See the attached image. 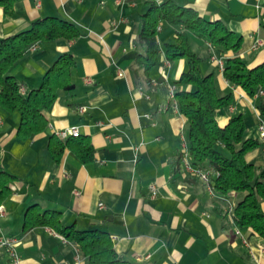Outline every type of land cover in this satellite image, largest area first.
<instances>
[{"label":"crops","instance_id":"crops-1","mask_svg":"<svg viewBox=\"0 0 264 264\" xmlns=\"http://www.w3.org/2000/svg\"><path fill=\"white\" fill-rule=\"evenodd\" d=\"M152 1L163 0H17L11 15L0 7V38L45 17L68 20L80 29L73 40L36 43L8 70L26 95L39 87L60 55L69 53L74 60V88L60 93L42 112V132L20 138L19 113L0 108V165L13 176L10 193L0 204L5 209L0 238L18 239V264H90L76 244L52 228L24 227L31 205L59 212L63 226L107 232L117 256L133 264H264V240L229 215L243 195L233 192L220 198L185 168L183 158L177 163L187 126L168 98V85L187 69V61L165 58V44L175 42L177 29L160 23L157 64L146 70L139 63L144 54L138 39L142 16ZM174 1L240 36L236 55L248 68L264 62V0ZM258 39L263 44L254 49ZM189 43L201 59V73H213L217 93L232 96L228 107L215 111L218 124L240 115L245 137L258 138L261 117L256 107L264 99V87L259 89L262 95L249 97L241 87L231 86L211 59H225L233 52L220 54L193 34ZM81 105L86 110L78 113ZM70 126L78 127L76 138L94 149L91 160L79 159L74 140L58 160L51 156L50 137ZM245 158L263 167L264 144ZM187 161L194 166L189 156ZM151 184L156 187L154 197ZM260 208L264 214V199ZM0 264H12L3 247Z\"/></svg>","mask_w":264,"mask_h":264},{"label":"trees","instance_id":"trees-1","mask_svg":"<svg viewBox=\"0 0 264 264\" xmlns=\"http://www.w3.org/2000/svg\"><path fill=\"white\" fill-rule=\"evenodd\" d=\"M16 1L0 0V7L5 14L11 15ZM160 23L177 29L175 42L165 44V58L168 61L179 58L187 61V69L175 82L178 86L175 99L179 112L186 118L189 159L194 166L211 172L216 196L224 198L233 192L243 195L229 212L230 218L236 225L251 227L264 240V214L260 208V201L264 199V166L256 168L245 158L248 151L263 143L259 138L245 137L246 126L240 115L229 118L224 126L218 124L215 111L228 107L232 96H220L213 73H201V59L190 47L189 34L209 42L220 54L233 52L224 59L223 77L231 86L241 87L249 97L264 87V62L248 68L236 55L241 45L240 36L220 21L204 19L191 7L180 6L174 0H163L160 3L150 2L142 16L138 39L144 47V54L138 61L146 70L157 64L159 47L156 29ZM79 35L80 29L72 22L45 17L33 21L26 30L0 38V108L19 113L17 134L20 138L28 139L42 132L46 127L42 112L60 93L73 90L71 68L74 60L69 53L60 55L44 73L39 87L26 95L20 94V86L8 73L9 68L38 42L73 40ZM256 108L264 119V99H260ZM71 140L76 143L75 152L82 162L93 158L94 149L85 140L76 137L62 140L55 135L48 142L51 156L58 160ZM182 158L179 152L178 164ZM12 180L13 176L0 165V204L10 193ZM23 226L52 228L65 240L76 244L90 264H133L117 256L107 232L63 226L57 211L41 210L38 205H31L24 215Z\"/></svg>","mask_w":264,"mask_h":264},{"label":"built area","instance_id":"built-area-1","mask_svg":"<svg viewBox=\"0 0 264 264\" xmlns=\"http://www.w3.org/2000/svg\"><path fill=\"white\" fill-rule=\"evenodd\" d=\"M262 44H263V41L261 39H258L254 43L253 48L256 49ZM31 48H34V45L31 46ZM211 59L217 62V67L222 72L224 68V58L222 56L217 57L215 55H212ZM86 81L90 82L89 79H87ZM176 91H177V86L175 84L168 85V98L171 101V103L174 105V107H178L176 99H175ZM19 92L20 94L23 95L24 93L23 87L19 88ZM262 94H263L262 90H258L254 94V96L257 97ZM146 98H148V96H146ZM85 110H86V107L83 105L78 106L76 108V111L78 113H83ZM160 110L162 109L159 108L158 111ZM145 116L147 118H150V114H146ZM257 132H258L259 140L264 144V120L262 118L259 119V122L257 124ZM55 136L62 140H65L69 137H78L79 130H78V127L76 126H70V127H66L64 129L57 131L55 133ZM180 152L182 153V156L184 159L185 168L188 169L191 172V174L198 176L202 181L206 182L210 189V192L214 193L213 187H212L213 180H212L210 173L207 170L199 168L197 166H191L189 162L187 161L188 160V147H187V142L185 140H182ZM150 192H151V196L154 197L156 194V187L154 184L150 185ZM99 207H101V204H99ZM4 215H5V209L3 208V206L0 205V217ZM17 243H18V239L15 237H1L0 238V247H3L4 249L7 250L8 254L10 255L12 264H18V261H19L18 256L16 254Z\"/></svg>","mask_w":264,"mask_h":264},{"label":"rangeland","instance_id":"rangeland-1","mask_svg":"<svg viewBox=\"0 0 264 264\" xmlns=\"http://www.w3.org/2000/svg\"><path fill=\"white\" fill-rule=\"evenodd\" d=\"M186 141V140H185ZM187 142V141H186Z\"/></svg>","mask_w":264,"mask_h":264}]
</instances>
